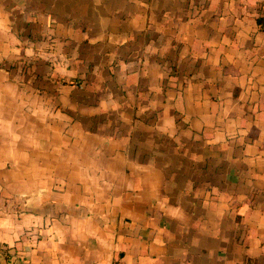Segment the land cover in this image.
<instances>
[{
	"label": "crops",
	"instance_id": "1",
	"mask_svg": "<svg viewBox=\"0 0 264 264\" xmlns=\"http://www.w3.org/2000/svg\"><path fill=\"white\" fill-rule=\"evenodd\" d=\"M264 0H0V264H264Z\"/></svg>",
	"mask_w": 264,
	"mask_h": 264
},
{
	"label": "built area",
	"instance_id": "2",
	"mask_svg": "<svg viewBox=\"0 0 264 264\" xmlns=\"http://www.w3.org/2000/svg\"><path fill=\"white\" fill-rule=\"evenodd\" d=\"M260 26H261L262 32L264 33V15L262 17V21L260 23Z\"/></svg>",
	"mask_w": 264,
	"mask_h": 264
}]
</instances>
